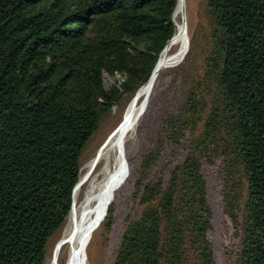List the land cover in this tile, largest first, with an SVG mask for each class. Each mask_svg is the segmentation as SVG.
I'll return each mask as SVG.
<instances>
[{"label":"trees","instance_id":"trees-1","mask_svg":"<svg viewBox=\"0 0 264 264\" xmlns=\"http://www.w3.org/2000/svg\"><path fill=\"white\" fill-rule=\"evenodd\" d=\"M179 1L0 0V264L45 263L88 144L148 82ZM207 14L202 72L168 110L149 101L156 132L109 203L110 229L123 195L136 209L111 264H216L206 166L234 223V263L264 264V0H207Z\"/></svg>","mask_w":264,"mask_h":264},{"label":"rangeland","instance_id":"rangeland-1","mask_svg":"<svg viewBox=\"0 0 264 264\" xmlns=\"http://www.w3.org/2000/svg\"><path fill=\"white\" fill-rule=\"evenodd\" d=\"M183 16H185L186 19L187 29H185L182 24ZM175 17L177 23H180L179 26H181L188 35V49L181 60L177 61L171 66L164 67L165 69H161L164 71L162 85L160 88H158V90L155 89L154 92V88L152 89V95L150 94L142 116L137 122L134 130L128 135L126 147L128 164L131 160H134V162L139 161L141 155L145 151L148 140L153 139L154 132H156L154 130L155 118L150 122L147 121V116L149 114V101L151 100V103L154 101L155 108H159V104L162 102V109L168 110V104L163 102L165 101V97L174 96L173 104H176L179 100V97L175 94L178 92L179 95H182L184 83H188L197 78L202 72L204 66V57L208 52L210 43L208 36L210 24L207 14V0H184L181 9H179V12L175 15ZM178 41L179 40H172L171 44H169L167 47V50L171 46V51L176 50L178 47V43L176 44V42ZM189 53L190 56L187 60ZM120 80L121 77L119 74L114 77L106 76L105 78V82L108 85ZM191 83L192 82H190V84ZM139 91L138 93H135L134 96L128 95L124 97L120 104L114 106L110 113L102 120L98 131L86 148L82 159L81 172L84 165L92 159L94 153L97 151L101 143L109 136L114 128H116L122 122V120H124L129 108L131 107V104L138 99H141V94H139ZM112 157V161H114L115 155ZM102 167L103 165H100V168L96 172V178L98 181H100L103 177L101 172ZM204 172L208 181L209 198L213 210V229L211 231V239L214 244L216 264H235V250L237 248L238 239L235 236L233 221L224 212L221 191L222 183L218 170L212 167L208 168L206 166ZM117 190L109 199L105 216L109 211L110 201H114ZM124 196H126V194L120 198L119 202H117L118 207L115 212L112 229L107 227L108 225L105 224L104 217L98 228L91 234L87 243L88 260L86 264H111L113 261L121 239L124 218L129 212L135 213L136 211L134 208L131 209L133 195L130 194L126 197ZM64 227L54 237H52L49 246V253L44 264H46L49 257L52 255L54 246L58 241L57 239L61 237ZM64 254L65 253L62 254L59 264L65 263L66 255L63 257Z\"/></svg>","mask_w":264,"mask_h":264},{"label":"bare ground","instance_id":"bare-ground-1","mask_svg":"<svg viewBox=\"0 0 264 264\" xmlns=\"http://www.w3.org/2000/svg\"><path fill=\"white\" fill-rule=\"evenodd\" d=\"M183 1H179L175 15L181 9ZM179 24L177 32L161 53L158 66L152 77L139 89L140 91L138 90L139 94H141V99L131 104L124 120L114 128L101 143L92 159L82 168L75 187L74 205L70 217L61 237L57 239L58 241L54 246L52 255L46 264H59L63 253H65L63 257L66 255L64 264L87 263L88 240L104 219L110 197L122 186L129 175V164L126 153L128 135L134 130L144 112L159 71L181 60L187 52L188 35ZM183 27L187 29V25H183ZM172 40H179L176 42V44L178 43V47L176 50L171 51V46L167 50ZM113 155H115L114 161H112ZM100 165H103L101 171L103 177L98 181L96 172L100 168Z\"/></svg>","mask_w":264,"mask_h":264},{"label":"water","instance_id":"water-1","mask_svg":"<svg viewBox=\"0 0 264 264\" xmlns=\"http://www.w3.org/2000/svg\"><path fill=\"white\" fill-rule=\"evenodd\" d=\"M183 11H184V10H183ZM182 24H183L184 26L186 25V19H185V16H183V18H182ZM172 38H173V37H172ZM172 38H171V39H172ZM168 43H169V42H168ZM168 43H167V44H168ZM160 55H161V54H160ZM159 58H160V57H159ZM158 62H159V59H158L156 65H155V67H154V69H153V71H152V74H151L150 78L152 77L153 73L155 72V70H156V68H157V66H158ZM150 78H149V79H150ZM141 87H142V86H141ZM141 87H140V88H141ZM140 88H139V89H140ZM139 89H138V90H139ZM138 90H137V92H138ZM137 92H136V93H137Z\"/></svg>","mask_w":264,"mask_h":264}]
</instances>
